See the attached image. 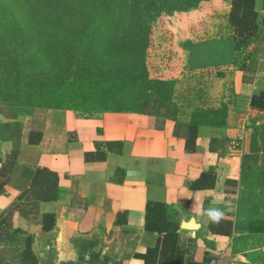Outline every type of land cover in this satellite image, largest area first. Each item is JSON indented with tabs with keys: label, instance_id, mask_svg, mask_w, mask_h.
I'll return each mask as SVG.
<instances>
[{
	"label": "crops",
	"instance_id": "obj_1",
	"mask_svg": "<svg viewBox=\"0 0 264 264\" xmlns=\"http://www.w3.org/2000/svg\"><path fill=\"white\" fill-rule=\"evenodd\" d=\"M222 1L199 40H231ZM254 9L257 30L228 61L192 64L181 46L173 65L154 68L180 75L174 117L0 114V264H144L159 239L145 228L149 201L167 206L182 264H264L263 239L237 230L251 133L264 123L263 0ZM217 219L231 222V234L209 230Z\"/></svg>",
	"mask_w": 264,
	"mask_h": 264
},
{
	"label": "trees",
	"instance_id": "obj_2",
	"mask_svg": "<svg viewBox=\"0 0 264 264\" xmlns=\"http://www.w3.org/2000/svg\"><path fill=\"white\" fill-rule=\"evenodd\" d=\"M5 1L0 0V36L6 33L4 40L0 39V97L3 96L6 87L12 89L11 86L14 85L17 87L15 93L20 97L9 102L23 108L75 110L74 107L61 103L55 106V102H60V99L73 100L74 96H80L93 106L104 103L102 108L97 107L95 113L105 110H132L147 114L160 112L164 114L163 117H174L176 108L172 96L180 75L162 78L158 76L164 73L160 74L159 71L157 77L150 75V68L165 66L167 56L171 57L165 53L163 55L166 57L165 60L156 59L151 62L152 55L148 51L152 46V31L159 17L186 13L211 0H151L148 6L145 4L142 11L137 10L139 16L135 17L129 15L127 8L129 0H101L100 10L89 9L91 6L84 5L81 3L82 0H75L77 9L74 13L70 11V3L64 0H50L44 5L26 4V0H7V6L2 4ZM254 1L230 0L228 22L233 33L231 40L183 39L181 46L189 49V61L196 65L222 63L229 60L235 48L246 46L257 30ZM13 10L20 15H13ZM28 37L35 38L40 43L48 40L55 46L57 53L56 58L52 60L56 61L54 64L59 63L64 68V64H68L66 61L72 60L65 58L69 55L75 59L77 65L75 68L78 70L88 68L96 73L101 71L96 77L104 86L96 90L85 88L84 84L81 86L83 79H80L82 76L79 72H75L73 79L55 90L53 87L55 83L49 75L25 79L21 72L25 71L27 63L22 58V52L28 46ZM10 38L11 40L6 41ZM104 56H124L125 59L119 68L115 67L114 63H110L109 66L102 64L101 67L100 58ZM14 80L18 83H12ZM112 82L115 85L109 90ZM32 85L37 88L31 90ZM103 90L108 93L110 91L111 94L106 98H100V101L95 100ZM138 90L141 94L135 108H108L107 104H110V101L107 99L110 96L113 99L111 102L120 103ZM161 109L164 113L160 111ZM167 112L171 114L166 115ZM196 112L203 113L201 110ZM195 126L189 124L191 139ZM251 152L252 150L246 154L247 171L249 158L253 154ZM49 218L52 216H45V219ZM144 220L147 230L159 234L157 244L143 255L144 264H182L183 256L177 244L178 235L175 227L168 221L167 206L149 201ZM231 225L229 220L217 219L209 224V230L229 235ZM214 226H219V229H215Z\"/></svg>",
	"mask_w": 264,
	"mask_h": 264
},
{
	"label": "rangeland",
	"instance_id": "obj_3",
	"mask_svg": "<svg viewBox=\"0 0 264 264\" xmlns=\"http://www.w3.org/2000/svg\"><path fill=\"white\" fill-rule=\"evenodd\" d=\"M5 1V0H4ZM7 1V0H6ZM2 3L3 5L7 6V2ZM65 2L70 3V11L74 13L77 9L75 0H64ZM26 4H47L50 0H26ZM101 0H82L81 3L84 5L88 4L91 6L89 9H99L101 5L99 3ZM151 0H129L127 4V8L129 11V15L133 17L139 16L137 10H143L145 4L148 6ZM225 4L222 0L215 1H208L203 3L198 9H194L192 11H188L186 13L176 14L173 16L163 15L158 18L153 31H152V46L150 48V58L151 62L156 59H160L158 61H163L166 59L163 56L165 53L171 55V57L167 56V63L176 61L178 58L173 59L176 57L175 50L181 47V43L183 39L190 38L192 40H199L203 38H208L211 35L212 29V18L213 15L217 12H221L225 10ZM10 10V9H9ZM11 11V10H10ZM13 15H20L19 12L13 10ZM24 19V18H23ZM123 35V34H122ZM6 33H2L0 39L4 40ZM16 36V35H15ZM26 38V37H25ZM27 40V48L22 52V58L26 61V69L25 71L21 72V75L25 79L28 77H37L39 76L46 77L49 75L52 82L55 84L53 85L54 90L59 87L63 86V84H67L66 81L74 78V73L79 72L83 79L81 81V86H85V88L96 90L101 89V86H104V83L98 80L96 76L99 73L95 71L92 72L91 69L82 68V71L75 68L76 61L74 58L66 55L65 58H70L72 60H67L68 64H64V68L61 64L56 63L52 60L57 53V49L55 46L48 40L40 43L36 41L35 38ZM7 39L6 41H9ZM173 55V56H172ZM101 62L99 65L102 67V64L109 66L110 63L116 64L115 67L119 68L121 66L122 61L125 59L124 56H104L101 57ZM150 62V61H149ZM150 62V63H151ZM53 64V65H52ZM177 65V64H175ZM63 70H60V68ZM151 67V65H150ZM152 75L156 76L158 71L155 69L150 68ZM160 76H164L161 74ZM12 83H18L14 80ZM79 84V83H78ZM115 85L114 82L109 85V90L111 86ZM16 86H11L12 89L6 87V90L2 97H0V114L4 116L13 117L16 116L18 113L23 112L26 108L30 107H21L18 104L9 101H16L18 94L15 93L17 91ZM32 89H36L34 85L31 86ZM101 87V88H99ZM82 88V87H81ZM12 90V91H10ZM80 92V91H79ZM107 91H102L101 95L98 96L95 100H99L100 98H106L110 95ZM140 90L134 92L130 95L124 102L120 103H113L112 98H108L110 104H107L108 108H135L137 102L140 100ZM85 97V96H84ZM28 98V97H27ZM22 99V98H21ZM60 99V102H55V106L58 103L61 105L74 107L75 111H78L83 114H95L98 110L97 107L102 108L104 103L96 104L95 106L88 104L80 96H74L73 100H63ZM85 101V102H84ZM100 101V100H99ZM136 103V104H135ZM105 106V105H104ZM38 108V107H37ZM97 108V109H96ZM17 110V111H16ZM161 112L164 110L161 109ZM164 113V112H163ZM166 115L171 114L170 112L165 113ZM155 117H163L164 114L154 113L152 114ZM251 144V149L253 154L249 158V169L247 174L243 178V184L241 187V195L240 199L241 203H239V212H238V219L240 221L238 229L240 233L248 230L249 233L247 236L251 237V239H263L264 241V123L260 124L258 127L253 129V133H251V139L249 145ZM251 152V153H252Z\"/></svg>",
	"mask_w": 264,
	"mask_h": 264
}]
</instances>
